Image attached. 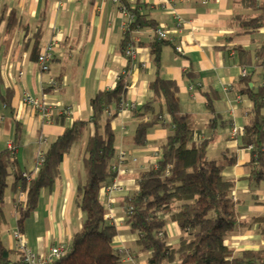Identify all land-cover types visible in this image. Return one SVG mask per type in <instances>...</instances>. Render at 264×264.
<instances>
[{
  "label": "crops",
  "instance_id": "0c3cea01",
  "mask_svg": "<svg viewBox=\"0 0 264 264\" xmlns=\"http://www.w3.org/2000/svg\"><path fill=\"white\" fill-rule=\"evenodd\" d=\"M127 1L135 6L136 0ZM141 1L146 4L141 10L147 18L174 37L162 47L161 75L177 83L180 108L194 124V138L209 139L207 157L223 164V175L234 181L232 198L239 220L250 222L256 216H264V177L252 189L246 166L252 150L245 143L243 130L251 100L237 90L242 67L246 74L253 75L250 86H264V64L241 66L235 49L240 44L254 55L255 48L264 43V27L243 33L232 17L236 11L252 15L259 10L242 8L234 0H181L172 5L159 0ZM120 7L119 0H0V93H12L9 105L0 97V150L13 141L16 123L20 126L14 165L5 189L6 222L1 227V238L9 249L19 250L11 234L16 227L18 200L12 189L13 173H29L33 177L37 172V152L44 150L75 119H90V99L99 90L113 88L129 64L123 105L120 109L116 105L111 108L117 112L111 119L116 145L112 162L116 163L121 150L136 161L129 170L118 166L112 179L118 189L107 193L101 188L99 198L105 206L106 221L116 226L112 245L123 254L121 264H147V253L139 249L136 234L124 223L125 199L137 189L140 173L156 163L160 145L169 132V117L164 114L162 123L149 129L144 145L133 143L134 127L139 120L131 116L128 106L140 105L152 95L148 85L155 70L149 44L154 33L151 27H138L131 32L130 38H137L136 55L129 63L120 48L127 23ZM50 41H54L50 68L42 72L37 55ZM175 45L181 50H175ZM187 70L194 72L192 79L185 77ZM51 79L57 85H52ZM205 91L214 94L213 112L207 107ZM26 94L55 103L58 108L69 107L70 113L42 121L24 104ZM213 115L218 117L211 128L208 122ZM233 127L238 130L236 134L232 133ZM92 132L89 123L83 141L64 154L59 178L51 189L41 191L37 207L24 223L22 232L27 246L45 258L51 246L67 243L81 226L84 215L75 203V193L83 175L84 143ZM112 198L114 202L110 201ZM165 229L169 242L176 244L180 234L177 224L168 222ZM226 242L235 251L264 247L257 223L236 226Z\"/></svg>",
  "mask_w": 264,
  "mask_h": 264
},
{
  "label": "trees",
  "instance_id": "16d2710c",
  "mask_svg": "<svg viewBox=\"0 0 264 264\" xmlns=\"http://www.w3.org/2000/svg\"><path fill=\"white\" fill-rule=\"evenodd\" d=\"M119 1L132 15L120 47L125 55L133 30L156 28L157 25L141 10L146 8L141 0H136L133 7L127 0ZM234 2L242 8L259 10L252 15L233 13L240 31L252 33L264 27V0ZM168 43V39L154 34L149 44L155 70L148 85L152 95L142 104L133 105L130 111L131 116L139 120L132 136L134 144L144 145L149 129L162 123L164 114L169 117V132L160 145L156 163L140 173L137 189L125 199L124 223L136 234L139 249L147 253V264H264V247L235 251L226 242L227 235L236 226L253 223H257V232L264 238V216H256L250 222L239 220L232 198L234 181L223 175V164L207 157L209 139L194 138V124L180 108L177 83L161 75V51ZM235 49L241 66L264 64V43L255 48L254 55L240 44ZM125 69L129 71V64ZM252 76L251 73L241 75L237 90L251 100L243 133L246 145L253 147L246 166L251 188L255 189L264 177V86H250L254 82ZM185 77L192 79L194 72L187 70ZM127 86L126 75L120 74L113 88L97 91L89 102L90 119H75L46 146L42 163L29 182L21 172H12L15 177L12 189L17 195L20 191L26 193L24 207L15 211L16 227L22 231L25 221L38 205L41 191L51 189L59 178L64 154L83 141L88 124H92L93 132L87 136L83 147V175L75 193V203L84 215L81 226L64 244L65 251L45 264H121L123 261V254L112 245L117 229L105 219L106 210L99 191L111 184L116 176V171L111 169L116 152L111 119L117 112L111 108L112 105L117 109L122 107ZM203 94L208 109L213 112L214 94L209 91ZM10 95L11 91L4 96L0 93L7 105ZM108 111L112 113L108 114ZM217 117L213 115L209 127H215ZM19 135L20 126L16 123L13 144ZM13 158L8 148L0 150V264H22L21 252L9 249L1 238V227L6 222L5 189L14 165ZM168 222H175L180 229L176 244L169 242L165 229Z\"/></svg>",
  "mask_w": 264,
  "mask_h": 264
},
{
  "label": "built area",
  "instance_id": "2783aa9c",
  "mask_svg": "<svg viewBox=\"0 0 264 264\" xmlns=\"http://www.w3.org/2000/svg\"><path fill=\"white\" fill-rule=\"evenodd\" d=\"M114 2H118V0H113ZM160 3L164 5H172L177 1L181 0H159ZM209 0H201V2H207ZM120 11L123 15L127 17V23H125V28L127 29L128 23L130 20H132V15L128 11V9L125 6L120 7ZM179 19L181 20V17L179 16ZM153 33L155 36L162 38V39H169L174 40V37L168 36V34L162 30L161 28H152ZM137 38L134 39L131 38L125 48V57L128 58V60H132L136 55V49L134 46V43ZM54 41L48 42L44 48L40 50V52L37 55V63L39 65V68L42 72L49 71L50 68V62L52 58V49H53ZM175 50L180 51L181 47L179 45H175ZM121 74H128V70L124 69ZM241 74L245 75L246 70L245 67H242ZM50 83L52 85H57V81L55 79H51ZM193 85H190V88H192ZM23 102L25 105H27L31 110H33L34 113L42 120L47 121L50 120L54 115L56 114H69L70 109L69 107H62L58 108L55 103L47 102L44 99H40L31 95L26 94L23 97ZM133 104L131 103L129 108H132ZM111 111H108V114H111ZM164 120V119H163ZM238 132L236 127L232 128V133L236 134ZM7 148L9 151L15 155L16 152V146L12 142H9L7 144ZM249 148L252 149V145H249ZM44 156V150L41 149L37 152L36 156V162L35 167L38 170L39 166L42 163ZM136 161L135 157H130L126 151H119L117 154V161L116 163H113L111 166V169L113 171H117L118 166L122 165L126 167V170H129L131 165ZM22 176L25 178L26 182H29L32 179L31 174L29 173H22ZM118 189V185L112 182L111 184L104 186L103 190L107 193L112 192L113 190ZM25 199H26V193L25 191H20L18 194V200L16 202V208H23L25 205ZM111 202H114V199H110ZM12 237L14 238L17 247L19 248V251L21 252V262L22 264H45L47 260L59 257L64 251L65 246L64 244H57L51 246L49 250V256L48 258L43 257L41 254H38L34 252L32 249H30L27 246V239L24 237L23 232L19 230L17 227H15L11 231Z\"/></svg>",
  "mask_w": 264,
  "mask_h": 264
}]
</instances>
